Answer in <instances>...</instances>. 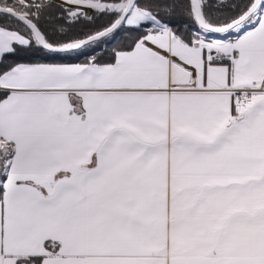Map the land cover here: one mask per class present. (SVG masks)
Instances as JSON below:
<instances>
[{
    "label": "snow or ice",
    "instance_id": "1",
    "mask_svg": "<svg viewBox=\"0 0 264 264\" xmlns=\"http://www.w3.org/2000/svg\"><path fill=\"white\" fill-rule=\"evenodd\" d=\"M0 264H264V0H0Z\"/></svg>",
    "mask_w": 264,
    "mask_h": 264
}]
</instances>
